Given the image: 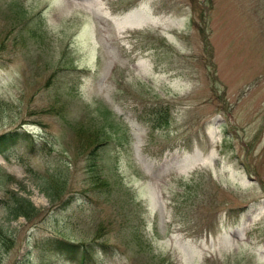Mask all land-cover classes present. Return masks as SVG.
Listing matches in <instances>:
<instances>
[{"label": "rangeland", "instance_id": "rangeland-1", "mask_svg": "<svg viewBox=\"0 0 264 264\" xmlns=\"http://www.w3.org/2000/svg\"><path fill=\"white\" fill-rule=\"evenodd\" d=\"M12 132L0 264H264V0H0Z\"/></svg>", "mask_w": 264, "mask_h": 264}, {"label": "trees", "instance_id": "trees-1", "mask_svg": "<svg viewBox=\"0 0 264 264\" xmlns=\"http://www.w3.org/2000/svg\"><path fill=\"white\" fill-rule=\"evenodd\" d=\"M143 121L146 123H149L151 125H154L156 122V119L151 116H147L146 118H143ZM98 137H100L98 135ZM21 139V140H20ZM20 141H23L22 143H19ZM128 141L130 144L132 143V137L130 136ZM33 140L28 134H19L17 132H12L5 134L3 136H0V154L3 155V158L5 160H8V152L10 150H13L14 148L20 147L19 145H23L26 149L32 148ZM90 156H93V154H90ZM1 180L4 181V184L8 185L13 178L8 175L5 172H0V182ZM60 181V180H59ZM11 191H7V194H11ZM54 196V195H53ZM12 199L14 200L12 209L19 210L24 215V213H27V210L29 208L34 209L32 203L29 200H25L24 198L13 196V193L11 194ZM23 204H26L28 207L23 206ZM7 209H11V205L7 203ZM22 211V212H21ZM52 241L50 245L57 251L66 256L69 260L76 261L78 264H98V258L97 253L93 250L92 243L89 244H74L58 239L50 240ZM102 248L106 247L105 245L99 244Z\"/></svg>", "mask_w": 264, "mask_h": 264}]
</instances>
